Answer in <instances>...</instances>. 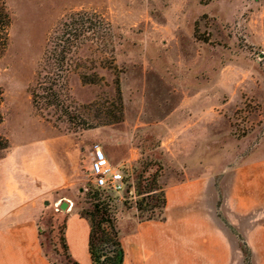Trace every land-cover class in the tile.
<instances>
[{"label": "rangeland", "instance_id": "1", "mask_svg": "<svg viewBox=\"0 0 264 264\" xmlns=\"http://www.w3.org/2000/svg\"><path fill=\"white\" fill-rule=\"evenodd\" d=\"M4 1L12 19L0 62L5 156L57 136L79 152L69 206L47 202L39 218L48 260L66 264L58 239L65 210H90L99 199L114 210L124 264H145L150 253L131 237L152 224L139 220L137 203L154 205L143 215L157 216L168 188L197 181L202 200L213 197L216 232L230 237L231 264L245 255L252 264L240 227L264 225V0ZM81 9L102 16L110 30L73 54L68 114L40 112L30 91L48 39ZM80 72L97 82H82ZM94 145L111 163L129 166L122 192L91 184ZM151 180L158 189H149Z\"/></svg>", "mask_w": 264, "mask_h": 264}, {"label": "crops", "instance_id": "2", "mask_svg": "<svg viewBox=\"0 0 264 264\" xmlns=\"http://www.w3.org/2000/svg\"><path fill=\"white\" fill-rule=\"evenodd\" d=\"M65 142L62 150L55 146ZM78 154L75 143L57 136L0 158V264H52L42 252L39 218L47 202L69 206L79 182ZM200 192L197 181L168 188L164 220H149L151 230L132 234L150 253L145 264H231L230 237L216 232L211 215L213 197L204 201ZM63 214L70 256L90 264L88 221L71 206ZM240 229L252 264H264V225Z\"/></svg>", "mask_w": 264, "mask_h": 264}, {"label": "trees", "instance_id": "3", "mask_svg": "<svg viewBox=\"0 0 264 264\" xmlns=\"http://www.w3.org/2000/svg\"><path fill=\"white\" fill-rule=\"evenodd\" d=\"M11 22L8 6L4 0H0V62L9 46ZM109 30L110 23L102 16L82 9L70 12L59 22L48 39V44L36 73V84L30 91L32 103L36 110L40 112L59 111L62 115L68 114V108L64 105L69 100L66 78L68 73L72 71V56L85 41L93 38L100 39L103 35L108 34ZM79 76L84 83H96L98 80L96 76L90 77L86 73L80 72ZM117 92H120L118 86ZM3 93L0 85V158L5 156L10 147L8 138L1 132V125L4 122L2 111ZM62 107L65 108V111L60 109ZM142 181V175H139L135 185L138 193L143 188ZM151 188H159L154 180L149 183V189ZM164 205L165 198H163L162 210L157 216H144L143 212L151 209L154 205L148 204L147 207H144L141 201L138 202L136 208L139 212V220L141 222L164 220ZM77 213L84 217L89 224L88 255L90 264H124L125 251L112 206L108 202L98 199L97 202L93 203L92 209L81 210ZM64 228L65 218L58 238L62 249L61 255L66 264H80L68 252ZM40 244L42 245V243ZM242 250L244 254L245 251L249 252L246 243L242 244ZM248 262L245 255L244 264Z\"/></svg>", "mask_w": 264, "mask_h": 264}, {"label": "built area", "instance_id": "4", "mask_svg": "<svg viewBox=\"0 0 264 264\" xmlns=\"http://www.w3.org/2000/svg\"><path fill=\"white\" fill-rule=\"evenodd\" d=\"M129 170L128 165L111 163L99 145L93 146L88 174L90 182L95 188L114 193L122 192L125 189ZM132 187L134 188L133 185Z\"/></svg>", "mask_w": 264, "mask_h": 264}, {"label": "water", "instance_id": "5", "mask_svg": "<svg viewBox=\"0 0 264 264\" xmlns=\"http://www.w3.org/2000/svg\"><path fill=\"white\" fill-rule=\"evenodd\" d=\"M61 209H66L68 207V204L66 202H63L59 205Z\"/></svg>", "mask_w": 264, "mask_h": 264}]
</instances>
